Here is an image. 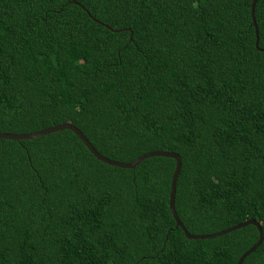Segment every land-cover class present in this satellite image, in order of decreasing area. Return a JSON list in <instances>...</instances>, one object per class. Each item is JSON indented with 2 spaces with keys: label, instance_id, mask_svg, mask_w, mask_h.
I'll return each mask as SVG.
<instances>
[{
  "label": "trees",
  "instance_id": "1",
  "mask_svg": "<svg viewBox=\"0 0 264 264\" xmlns=\"http://www.w3.org/2000/svg\"><path fill=\"white\" fill-rule=\"evenodd\" d=\"M0 0V133L70 123L122 163L180 156L191 235L264 234V0ZM175 161H98L71 131L0 139V264H237L186 239ZM242 264H264V240Z\"/></svg>",
  "mask_w": 264,
  "mask_h": 264
},
{
  "label": "water",
  "instance_id": "2",
  "mask_svg": "<svg viewBox=\"0 0 264 264\" xmlns=\"http://www.w3.org/2000/svg\"><path fill=\"white\" fill-rule=\"evenodd\" d=\"M257 1L258 0H252V2H251V18H252V24H253V27L255 30V36H256L255 46L256 47H258V29H257L255 17H254V9H255V5H256ZM71 2L73 4H76L75 0H71ZM64 130H68V131H71L72 133H74L79 138V140L84 144V146L87 148V150L98 161H100L106 165H109V166H113V167H117V168H121V169H134L138 164H140L141 162H143L144 160H146L148 158L163 157V158L173 159L175 161V167H174V171H173L171 182H170L169 210H170V213H171V215L175 221L176 228H180L182 230L186 239H189V240L213 239L216 237H220L224 234L236 231L238 229L244 228L246 226L252 225L258 231V240L252 247H250V249H248L245 253H243L240 256V258L237 261V264H242L244 259L247 256H249L250 254H252L262 244V242L264 240V234L262 232L261 226L258 224L257 221H255L253 219H249V220H247L243 223L237 224V225H235L229 229H226L224 231H221V232L216 233V234H211V235H191L185 229V227L183 226V224L179 220L177 213L175 211L176 183H177V179H178V176H179L181 168H182L181 158L179 155H177L175 153L167 152V151H155V152H149L147 154H144V155L138 157L137 159H135L134 161H132L130 163L117 162V161L108 159V158L102 156L101 154H99L93 148V146L89 143L87 138L82 134V132L70 123L55 125V126L50 127L48 129H45V130H42L39 132H35V133H30V134L0 133V139L9 140V141L32 140V139L41 138L43 136H47L49 134L64 131Z\"/></svg>",
  "mask_w": 264,
  "mask_h": 264
}]
</instances>
